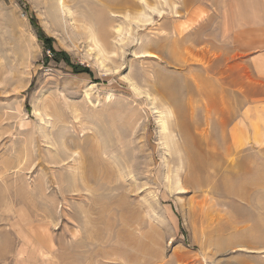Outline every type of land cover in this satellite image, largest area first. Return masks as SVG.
<instances>
[{
	"label": "rangeland",
	"instance_id": "1",
	"mask_svg": "<svg viewBox=\"0 0 264 264\" xmlns=\"http://www.w3.org/2000/svg\"><path fill=\"white\" fill-rule=\"evenodd\" d=\"M63 2L0 0V264H264V0Z\"/></svg>",
	"mask_w": 264,
	"mask_h": 264
},
{
	"label": "bare ground",
	"instance_id": "2",
	"mask_svg": "<svg viewBox=\"0 0 264 264\" xmlns=\"http://www.w3.org/2000/svg\"><path fill=\"white\" fill-rule=\"evenodd\" d=\"M61 1V3L63 4L64 2H63V0H60ZM173 34V33H172ZM174 35V34H173ZM183 39V38H182ZM94 40H95V37H94ZM102 40V39H101ZM174 40V39H173ZM175 40H177V39H175ZM104 41V40H103ZM102 41V42H103ZM146 56H155V57H157L156 55H150V54H146ZM228 66V65H227ZM228 73V72H227ZM160 78V77H159ZM158 79V78H157ZM160 80V79H159ZM159 80H157V85H158V89L162 92V93H164V94H170L171 92L170 91H172V90H170L171 88H172V86L171 85H173V84H166V81L164 80V81H159ZM228 80V79H227ZM159 81V82H158ZM174 85H175V83H174ZM156 87V86H155ZM173 89V88H172ZM189 90V89H188ZM163 95V94H162ZM163 96H165V95H163ZM169 96H171V95H169ZM174 96V95H173ZM172 96V97H173ZM177 96V95H176ZM166 97V96H165ZM170 98V99H173V98ZM167 99H169V98H167ZM177 99H179V98H177ZM168 102V101H167ZM180 102H178V104H179ZM172 104V106L174 105V102L173 103H171ZM182 105V104H181ZM174 108H176V105H175V107ZM173 108V109H174ZM181 109V108H180ZM183 109L184 108H182L181 110H182V112H183ZM178 110V109H177ZM181 110L179 111L180 112V114H181ZM170 111V110H169ZM176 112V111H175ZM174 112V113H175ZM171 115V114H170ZM180 116V115H179ZM182 117V116H181ZM184 117V116H183ZM177 119V118H176ZM179 119V118H178ZM190 158L191 159H195V156L193 155H190ZM200 166H201V163H200V161H199V164H197V165H195V168L197 169V168H200ZM195 169V170H196ZM200 170H201V168H200Z\"/></svg>",
	"mask_w": 264,
	"mask_h": 264
},
{
	"label": "trees",
	"instance_id": "3",
	"mask_svg": "<svg viewBox=\"0 0 264 264\" xmlns=\"http://www.w3.org/2000/svg\"><path fill=\"white\" fill-rule=\"evenodd\" d=\"M62 55V54H61Z\"/></svg>",
	"mask_w": 264,
	"mask_h": 264
}]
</instances>
